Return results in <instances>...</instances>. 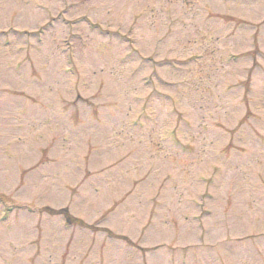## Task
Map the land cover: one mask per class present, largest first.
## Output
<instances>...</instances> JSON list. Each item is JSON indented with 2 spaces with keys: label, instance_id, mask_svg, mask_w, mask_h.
I'll return each instance as SVG.
<instances>
[{
  "label": "rangeland",
  "instance_id": "obj_1",
  "mask_svg": "<svg viewBox=\"0 0 264 264\" xmlns=\"http://www.w3.org/2000/svg\"><path fill=\"white\" fill-rule=\"evenodd\" d=\"M0 264H264V0H0Z\"/></svg>",
  "mask_w": 264,
  "mask_h": 264
},
{
  "label": "trees",
  "instance_id": "obj_2",
  "mask_svg": "<svg viewBox=\"0 0 264 264\" xmlns=\"http://www.w3.org/2000/svg\"><path fill=\"white\" fill-rule=\"evenodd\" d=\"M45 210L48 211L50 214H58V213L61 212V211H52V210H49V209H45Z\"/></svg>",
  "mask_w": 264,
  "mask_h": 264
}]
</instances>
